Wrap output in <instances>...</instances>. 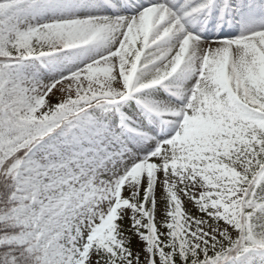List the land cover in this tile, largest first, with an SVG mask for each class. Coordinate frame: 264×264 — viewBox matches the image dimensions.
<instances>
[{
  "label": "snow or ice",
  "instance_id": "1",
  "mask_svg": "<svg viewBox=\"0 0 264 264\" xmlns=\"http://www.w3.org/2000/svg\"><path fill=\"white\" fill-rule=\"evenodd\" d=\"M0 264H264V0H0Z\"/></svg>",
  "mask_w": 264,
  "mask_h": 264
}]
</instances>
